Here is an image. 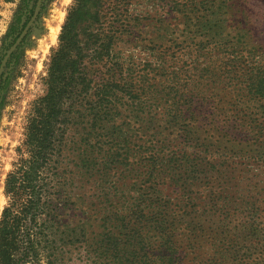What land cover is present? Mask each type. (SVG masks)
Masks as SVG:
<instances>
[{"label": "rangeland", "instance_id": "1", "mask_svg": "<svg viewBox=\"0 0 264 264\" xmlns=\"http://www.w3.org/2000/svg\"><path fill=\"white\" fill-rule=\"evenodd\" d=\"M119 1L105 0L97 27L113 37L110 59L101 65L103 75L122 70V82L138 87L134 102L111 107L119 111V117L114 115L125 130L120 139L129 158L90 177H80L69 162L73 200L63 221L71 227L85 224L92 239L104 223L119 232L111 207L129 206L138 191L152 195L144 187L157 185L161 195L155 198L177 222L173 235L180 264H219L222 259L264 264V131L237 123L232 107L238 95L247 93L239 89L248 69L264 73V0ZM74 3L41 0L33 25L3 66L0 219L9 203L7 176L20 157L33 106L45 93L48 65ZM203 3L207 10H201ZM37 4L0 0V67ZM109 146L104 143L101 153L95 151L98 165ZM150 152L158 154L157 172L151 176ZM172 153L183 159L181 170L173 163L170 169ZM68 154L72 159L76 155ZM178 173L186 179L183 184L189 183V195L177 185ZM149 231L143 232L147 238ZM93 249L91 243L70 249L61 264H97Z\"/></svg>", "mask_w": 264, "mask_h": 264}, {"label": "trees", "instance_id": "2", "mask_svg": "<svg viewBox=\"0 0 264 264\" xmlns=\"http://www.w3.org/2000/svg\"><path fill=\"white\" fill-rule=\"evenodd\" d=\"M104 2L75 0L62 27L44 79L45 93L33 106L20 157L6 179L9 203L0 219V264H61L67 251L90 243L97 264H180V247L173 235L177 222L167 217V207L155 198L161 195L157 185L144 187L152 195L138 191L139 196L129 206L111 207L117 222L114 229L119 228V232L104 223L103 231L92 239L85 224L71 227L63 221V212L73 200L69 195L73 185L69 162L73 160L80 177H90L97 171L106 174L110 167L125 164L129 158L120 139L125 130L117 125L119 111L114 110L115 117L111 107L134 102L138 87L122 82V70L112 69L117 72L114 76L102 73L101 65L110 59L113 42L110 33L104 34V29L97 27ZM207 5L203 3L201 10H207ZM244 78L247 81L241 83L244 87L239 92L244 93V89L247 93L232 103L233 113L239 117L235 120L264 131V73L252 67ZM104 143L111 151L98 165L95 151L101 153ZM142 149L147 152L146 146ZM70 151L76 154L73 159ZM149 156L151 176L157 172L158 154L150 152ZM178 157L172 153L170 169L173 163L181 170L183 159ZM177 175V185L189 195V183L183 184L185 177ZM146 207L154 211L146 213ZM124 208L126 213L118 211ZM124 214L128 216L123 218ZM145 228L151 230L148 238ZM223 260L219 264L235 263Z\"/></svg>", "mask_w": 264, "mask_h": 264}, {"label": "water", "instance_id": "3", "mask_svg": "<svg viewBox=\"0 0 264 264\" xmlns=\"http://www.w3.org/2000/svg\"><path fill=\"white\" fill-rule=\"evenodd\" d=\"M40 3H41V0H38V4H37V7H36V11L34 13V16H33L32 20L30 21V23L28 24V26L25 28V30L23 31V33L20 35V37L17 39V41L14 43V45L12 46V48L10 49V51L8 52V54L6 55L4 61L2 62V65L0 67V77H1V73L3 71V66L5 65L8 57L13 52V50L17 47V45L21 42V40L25 36L28 28L33 25V22H34V20L36 18V14L38 13V8H39Z\"/></svg>", "mask_w": 264, "mask_h": 264}, {"label": "flooded vegetation", "instance_id": "4", "mask_svg": "<svg viewBox=\"0 0 264 264\" xmlns=\"http://www.w3.org/2000/svg\"><path fill=\"white\" fill-rule=\"evenodd\" d=\"M20 37V36H19ZM17 41V40H16ZM14 45V44H13Z\"/></svg>", "mask_w": 264, "mask_h": 264}]
</instances>
